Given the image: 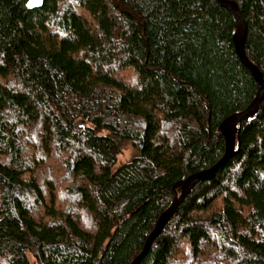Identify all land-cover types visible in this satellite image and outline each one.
I'll use <instances>...</instances> for the list:
<instances>
[{"label":"trees","instance_id":"obj_1","mask_svg":"<svg viewBox=\"0 0 264 264\" xmlns=\"http://www.w3.org/2000/svg\"><path fill=\"white\" fill-rule=\"evenodd\" d=\"M234 1L264 76V0ZM235 31L218 0H0V264H131L258 92ZM236 150L139 264H264V100Z\"/></svg>","mask_w":264,"mask_h":264},{"label":"water","instance_id":"obj_2","mask_svg":"<svg viewBox=\"0 0 264 264\" xmlns=\"http://www.w3.org/2000/svg\"><path fill=\"white\" fill-rule=\"evenodd\" d=\"M45 0H28V5L30 8L41 7L44 4ZM223 6L228 8L234 15L236 20V31L233 36L236 51L241 59V61L250 69L254 77L259 83L258 92L253 99V101L243 110L233 113L220 124V132L225 137L226 142V151L224 156L213 166L195 172L183 180L177 182L175 188L180 187L181 191L178 193L176 191L174 199L171 205L160 215L154 230L149 235L146 244L143 250L139 253V255L132 261L131 264H139L140 261L146 256L148 251L150 250L152 244L156 240V238L161 234L165 226L177 212L178 208L181 204L186 200L189 196L190 192L194 188V186L201 182L214 178L217 174L219 168L226 162L227 159L234 156L237 153V133H238V125L242 120L250 119L255 116L264 100V76L258 66H256L247 56L245 45H246V37L248 33V25L247 22L242 17L241 10L239 5L234 0H218ZM85 123V121H84ZM240 146V143H238Z\"/></svg>","mask_w":264,"mask_h":264},{"label":"rangeland","instance_id":"obj_3","mask_svg":"<svg viewBox=\"0 0 264 264\" xmlns=\"http://www.w3.org/2000/svg\"><path fill=\"white\" fill-rule=\"evenodd\" d=\"M136 154H137V150L135 148H133L132 146L126 147V149L124 150V152L119 155L116 163L113 166V170H115L117 167H119L124 162L130 160ZM31 261L33 262V259H31Z\"/></svg>","mask_w":264,"mask_h":264}]
</instances>
